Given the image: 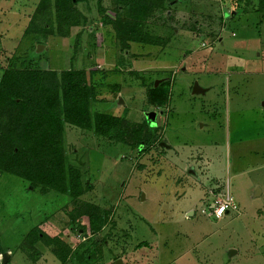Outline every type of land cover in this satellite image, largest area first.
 <instances>
[{
    "label": "rangeland",
    "instance_id": "obj_1",
    "mask_svg": "<svg viewBox=\"0 0 264 264\" xmlns=\"http://www.w3.org/2000/svg\"><path fill=\"white\" fill-rule=\"evenodd\" d=\"M38 2L0 0V76L9 63L105 71L104 100L95 107L119 115L127 108L132 122L156 112L152 124L161 136L138 154L67 126L68 159L89 186L79 201L111 211L95 236L100 251L67 264H264L262 11L252 5L232 14L229 0H173L171 10L150 19L168 44L160 51L150 42L132 43L127 51L102 25L97 0L77 4L89 22L69 37L27 31ZM102 3L108 7L110 0ZM166 76L169 104H147L146 87ZM195 83L205 91L194 92ZM226 190L237 208L215 217L213 205ZM73 207L68 195L29 189L26 180L0 173V264L6 249L9 264H60L42 243L36 262L22 251L35 225L75 247L94 239L86 215L70 222Z\"/></svg>",
    "mask_w": 264,
    "mask_h": 264
},
{
    "label": "trees",
    "instance_id": "obj_2",
    "mask_svg": "<svg viewBox=\"0 0 264 264\" xmlns=\"http://www.w3.org/2000/svg\"><path fill=\"white\" fill-rule=\"evenodd\" d=\"M87 1L89 0H39L27 31H44L69 37L73 27L88 24L87 15L77 6L80 2ZM102 1L97 0L101 23L111 26L122 50L129 51L132 43L144 47L150 42L153 47H160L161 51L168 44L169 38L154 32L158 26L154 28L151 24L154 25L156 11L172 9L173 0H110L108 7H104ZM229 1L235 7L232 14L246 11L252 5L257 6L253 10L264 14V0ZM151 18L154 19L153 22L150 21ZM81 32L77 34L76 43ZM130 74L140 77V73L136 71H130ZM107 77L105 71L96 69L55 70L45 66L20 67L14 63H9L2 71L0 173L26 180L29 189L38 188L42 193L54 191L68 195L74 203L69 212L70 222L74 225L79 216L86 215L92 233L90 238L94 237L90 242L74 248L59 235L51 236L39 225H35L22 240V251L26 252L32 262L37 261L39 243L50 247L51 252L60 259V264H67L75 259L77 262L93 259V254L100 251L99 240L95 236L110 221V210L79 201L89 186L83 182L80 169L68 159L65 141L67 126L93 132L114 145H126L138 154L148 152L161 139L160 127L153 126L155 121L146 116L141 122H132L127 117V108L119 115L106 113L95 107L98 101L104 100L99 95L100 89L107 86ZM169 77L162 78L157 86L154 80L146 87L147 104L158 108H165L169 104ZM141 84L145 86L146 83L142 81ZM81 245L84 249L78 251ZM7 250L9 249L2 253Z\"/></svg>",
    "mask_w": 264,
    "mask_h": 264
},
{
    "label": "built area",
    "instance_id": "obj_3",
    "mask_svg": "<svg viewBox=\"0 0 264 264\" xmlns=\"http://www.w3.org/2000/svg\"><path fill=\"white\" fill-rule=\"evenodd\" d=\"M236 209L237 206L234 203L233 197L230 192L226 190V192L221 194V197L218 198L213 205V215L215 217L221 218L225 213L229 212L230 208Z\"/></svg>",
    "mask_w": 264,
    "mask_h": 264
},
{
    "label": "water",
    "instance_id": "obj_4",
    "mask_svg": "<svg viewBox=\"0 0 264 264\" xmlns=\"http://www.w3.org/2000/svg\"><path fill=\"white\" fill-rule=\"evenodd\" d=\"M161 80H156L155 81V86H157L158 84H159V82H160ZM193 91L194 92H204L205 91V89H201L200 87H199V85L197 84V83H195L194 84V87H193ZM120 101L123 103V99L121 98L120 99ZM156 112H151V111H149V112H146L145 113V116L149 119V120H152L153 122L155 121V119H156ZM161 144H163V143H161ZM164 145V144H163ZM165 146H166V144H165ZM9 257H10V253L8 252V251H6V252H4V253H2V260H1V264H6L7 263V261H8V259H9ZM117 264H122V260L121 259H119L118 261H117Z\"/></svg>",
    "mask_w": 264,
    "mask_h": 264
},
{
    "label": "crops",
    "instance_id": "obj_5",
    "mask_svg": "<svg viewBox=\"0 0 264 264\" xmlns=\"http://www.w3.org/2000/svg\"><path fill=\"white\" fill-rule=\"evenodd\" d=\"M80 230H81L80 232L82 233V229H80ZM81 233H80V234H81ZM63 240H64V239H63ZM64 241H66V240H64ZM68 243H70L71 245H73V244H72V241H71V242L69 241ZM77 244L80 245V244H82V242H81V243H77ZM78 245H76V246H78ZM74 248H76V247L74 246ZM40 251H41V250H40ZM3 253H4V252H3ZM11 256H12V255H11ZM105 259H106V258H105ZM68 263H69V262H68Z\"/></svg>",
    "mask_w": 264,
    "mask_h": 264
}]
</instances>
